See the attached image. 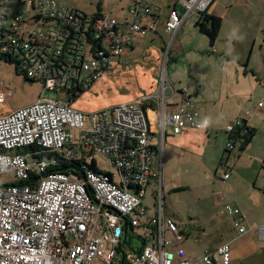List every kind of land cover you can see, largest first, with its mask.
<instances>
[{
	"label": "built area",
	"instance_id": "built-area-1",
	"mask_svg": "<svg viewBox=\"0 0 264 264\" xmlns=\"http://www.w3.org/2000/svg\"><path fill=\"white\" fill-rule=\"evenodd\" d=\"M213 1L178 0L185 14L171 8L164 30L173 34L186 14H205ZM26 2L24 10L0 4V58H11L18 70L28 78H41L44 86L30 104L0 115V174L10 173L16 180L0 184V264H192L183 247L169 248L184 233L162 216L160 195L155 215L144 214L142 196L157 174L152 171L156 153L139 106L142 99L86 113L58 97L59 91L71 98L75 87L88 88L119 62L133 37L146 35L154 23H122L99 13L94 18L86 14L79 24L80 10L54 0ZM129 10L134 18L150 11L141 0H134ZM70 19L77 29L73 35L67 28ZM69 38L72 44L66 45ZM8 94L0 91V103ZM198 115L184 102L160 120V139L164 124L173 133L185 126L202 128ZM225 131V147L231 150L247 127L236 118ZM60 150L65 157L59 156ZM96 156L107 159L116 176L87 162ZM62 160L77 161L82 176L50 170ZM228 175L223 171V178ZM225 210L233 228L245 232L239 209L227 204ZM128 227L142 229L136 235L138 248H122ZM257 229L264 238V225ZM165 230L171 238L164 236ZM200 263L230 264L228 243L205 251Z\"/></svg>",
	"mask_w": 264,
	"mask_h": 264
},
{
	"label": "crops",
	"instance_id": "crops-1",
	"mask_svg": "<svg viewBox=\"0 0 264 264\" xmlns=\"http://www.w3.org/2000/svg\"><path fill=\"white\" fill-rule=\"evenodd\" d=\"M141 1L149 7L150 11L136 15L135 18L129 10L134 0H89L87 4L83 5L87 7L86 9L67 7L81 10L89 15L95 13L110 15L122 23L130 22L132 19H137L142 24L154 23L152 31L144 36L132 38L131 45L125 48L124 55L119 60L122 61L127 54L129 56L134 51L137 44L136 38H145L149 35L150 42L147 47H144V53L151 60L146 64L148 66L146 68L154 75L149 76L143 85L144 89H149L146 84H150V86L153 84L152 88L150 87L151 90L134 95L133 98L122 96L104 103H94L92 100L81 101L75 98L72 105L88 113L116 103L142 99L139 106L145 112L151 143L156 153L152 171L157 174V179L152 176L146 186L147 188L151 185L153 207L148 210L142 206L145 210L144 214L147 217L155 215L157 197L160 195L162 216L170 218L176 223V217L172 211H168L167 208L165 210L166 193L191 191L192 188L202 184L207 186V181L211 179L219 180L221 178L220 180L225 182L229 180V185L233 186L238 195H234L226 203L224 193L219 192L218 194L216 191L212 197L214 210L209 215L210 219L214 224L220 226L221 218L227 224L228 230L229 225L234 230V233L229 230L227 239L221 242L229 245L230 264H264V238L257 229L258 226L264 225V150L251 148L255 134L261 132L259 121L264 117V58L261 59L259 65L254 60L251 64L252 51L247 56L243 55L244 57H237L228 51H222V56H219V51L216 48H212V52H201L198 56H190L192 50L184 43L186 41L182 37L183 29L187 32L189 29L187 24H192L195 21L194 26L200 32L196 21L201 14L196 11L186 14L179 28L170 34L164 30V22L169 10L176 7L185 14V10L179 6L178 0ZM221 1H213L206 14L219 16L222 24V17L214 11L216 5ZM121 30L126 31V28L121 27ZM161 31L169 37V46L174 44L176 54L170 55V51L165 50V40L161 37ZM156 35H159L162 42L156 43ZM176 38L177 41L174 43ZM215 42L216 40L213 46H215ZM140 74L144 75V72ZM100 78L92 82L80 93V96L89 91ZM0 91L9 92V90L3 89ZM7 96L4 102L0 103V115L14 109L6 104ZM186 101L191 108L199 112L196 120L202 124L205 119H208V126L202 128L185 126L180 132L173 133L170 125L164 124V134L160 139V120L177 112ZM221 103L223 106L218 108ZM236 118H242L247 129H254V132L248 144L243 148H241L242 142L238 139L235 147L228 150L225 147L228 137L225 127ZM236 147H238V151H236ZM231 153L233 154L229 157ZM94 163L96 165V159ZM223 166H226V170L229 171L227 178L222 177L223 171H226ZM220 167H222V172L219 175ZM252 167H258L252 177V189L249 187L242 194V184L238 177L242 170L247 177V173ZM8 182H16V180L11 179ZM247 182L249 183L248 180ZM242 196L245 198L242 199ZM227 204L239 209L243 223L247 227L245 232L238 233L233 228L231 216L225 210ZM178 228L184 233V228L181 226ZM127 230L128 228L125 230V240L127 239ZM186 234L187 232L183 234L184 236L179 242L171 244L169 248L174 249L177 245L185 247L189 259L191 255L186 249V241L183 240ZM164 236L171 238L172 234L165 230ZM136 241V247L130 248H138L140 240L137 238Z\"/></svg>",
	"mask_w": 264,
	"mask_h": 264
},
{
	"label": "rangeland",
	"instance_id": "rangeland-1",
	"mask_svg": "<svg viewBox=\"0 0 264 264\" xmlns=\"http://www.w3.org/2000/svg\"><path fill=\"white\" fill-rule=\"evenodd\" d=\"M54 1L62 7L69 6L84 9L87 7L83 5L89 2V0ZM0 4L8 5L7 8L10 9H13V6H16L19 10L27 8L26 0H0ZM214 11L222 17V24L215 46H213V44L211 45L208 37L199 32L194 26L195 21L192 24H187L189 28L187 32L183 29L184 33H182V37H184V41H186L184 43L191 47L192 50L190 56H198L201 52H212V48H216L219 51V56H222V51L234 53L237 57L243 55L247 56L252 51L250 63L252 64L254 60L259 65L261 59L264 58V0H222L216 5ZM162 21L163 18L160 22L161 29ZM160 33L161 37L165 40V50L168 49L170 55L176 54L174 44L171 47L169 46V37L162 31ZM149 38V35L145 38H136L137 44L134 51L129 56L127 54L122 61H119L111 70L104 73L103 77L100 78L97 83H94L91 89L87 91L88 93L86 92L81 96L78 94L76 98L81 101L92 100L94 103H104L122 96L133 98L134 95H140L141 93L151 90L153 84H151V86L150 84H146V87H149V89H144L143 85L149 76L154 75L152 71L146 68L148 67L146 64L151 62L150 58L146 57L144 53V47L149 45ZM176 41L177 38L174 40V43ZM157 42H162L159 35H156V43ZM154 70L157 71L155 68ZM139 72H144V75H141ZM0 89L9 90L10 93L7 96L6 104L14 109L30 104L43 91L42 83L39 79H35V81L28 80L22 73L16 70V65L14 63L5 61L4 59H0ZM58 97L63 101L67 99V95L63 91L58 92ZM222 106L223 103L219 104L218 108ZM262 119L263 120L259 121L261 132L255 134V139L252 141L251 148L264 150V117ZM236 151H238V147H236ZM58 153L59 156L65 157L66 155L64 150H60ZM232 154L233 153H231L229 157H231ZM95 159L96 166L99 169L110 172L116 176L115 168L107 159L101 156H96ZM87 162L91 163V157L87 158ZM223 167L226 170V166ZM220 168L218 170L219 175L220 172H222V167ZM227 168L229 169L230 167ZM257 168L258 167H252L247 173V177H245L246 174L244 170L240 172L238 180L242 184V194H244L249 187L252 189L251 181L253 180L252 177ZM11 179L15 178L10 173L0 174V184L7 183ZM220 179L221 178H219V180L217 178L208 180L207 186L202 184L192 188L191 191H179L165 194V210L167 208L168 211H172L173 215L176 217V224L184 228V233L187 232L183 240L186 241V249L189 250V254L191 255L189 259L196 264H201L200 259L205 251H212L215 246L227 239L229 230L234 233L230 225L228 230L227 224L221 218L219 221L221 225L218 226L214 224L209 216L214 210L212 197L216 191L218 194L219 192L224 193L226 203H228L229 199L234 195H238L233 186L229 185V180L225 182ZM150 190L151 185L146 188L145 195L142 199V206L148 210L153 207ZM164 191L166 192V190ZM243 198L245 197L242 196V199ZM98 223H100L99 219L97 225ZM127 232V239L122 243V248L130 249V247H136L137 237L135 234L142 233V230L139 228L131 230L128 227ZM183 248L185 249V247ZM104 251H109L107 242L105 243ZM192 261L191 263L194 264Z\"/></svg>",
	"mask_w": 264,
	"mask_h": 264
},
{
	"label": "trees",
	"instance_id": "trees-1",
	"mask_svg": "<svg viewBox=\"0 0 264 264\" xmlns=\"http://www.w3.org/2000/svg\"><path fill=\"white\" fill-rule=\"evenodd\" d=\"M79 12L81 13V16H78L79 21H76V22L79 24H82L87 19L88 15H86L81 10ZM97 14H99V13H95V14L91 15V17L94 18ZM25 16H29V13L26 12ZM75 16H76V14H75ZM60 22L63 23L65 26L63 19L60 20ZM71 23H72V21L70 19L69 24L67 25V28L70 30L71 34L73 35L77 32V29H76V25L71 24ZM196 25L198 26L200 32L205 34L208 37L209 43L212 45L218 37L220 26H221V18L219 16L213 15V14H206V13L201 14V16L196 21ZM66 42H65L66 45L72 44L71 38L67 39ZM0 59H4L5 61L14 63L16 65V62L12 61L11 58H8V59L0 58ZM16 70H18L17 66H16ZM18 72L22 73L30 81H35V79H36V78H28L24 74V71H22L21 69L18 70ZM37 79H39L41 81L42 87H43L44 83H43L42 79L41 78H37ZM85 89L86 88H81V86L75 87V89L73 90L74 92H69V96H71V98L66 99L68 101V103L72 104V102L75 100V98L78 96V94H80ZM253 132H254V129L249 128V129H247L245 134H242L238 137V139H240V141L242 142L241 148H243L246 144H248V142L251 139V136L253 135ZM68 145H70V144H68ZM78 165L79 164L77 161H73V160L64 161V160H62L57 164V166H54V167L52 166L50 168V170L63 171V172L75 171V172L81 174L80 176H82V170H80V167ZM91 165L94 167V165H95L94 160L91 162ZM21 183L22 182H18V184H21Z\"/></svg>",
	"mask_w": 264,
	"mask_h": 264
},
{
	"label": "clouds",
	"instance_id": "clouds-1",
	"mask_svg": "<svg viewBox=\"0 0 264 264\" xmlns=\"http://www.w3.org/2000/svg\"><path fill=\"white\" fill-rule=\"evenodd\" d=\"M208 124H209V120H208V119H205V120L203 121V123H202L200 126H201V127H207Z\"/></svg>",
	"mask_w": 264,
	"mask_h": 264
}]
</instances>
